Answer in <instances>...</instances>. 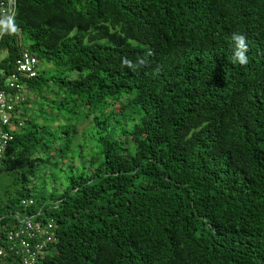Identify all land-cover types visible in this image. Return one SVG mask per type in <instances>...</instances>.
Masks as SVG:
<instances>
[{
  "label": "trees",
  "instance_id": "16d2710c",
  "mask_svg": "<svg viewBox=\"0 0 264 264\" xmlns=\"http://www.w3.org/2000/svg\"><path fill=\"white\" fill-rule=\"evenodd\" d=\"M13 24L9 70L39 69L0 217L54 219L40 264H264V0H16Z\"/></svg>",
  "mask_w": 264,
  "mask_h": 264
},
{
  "label": "built area",
  "instance_id": "2783aa9c",
  "mask_svg": "<svg viewBox=\"0 0 264 264\" xmlns=\"http://www.w3.org/2000/svg\"><path fill=\"white\" fill-rule=\"evenodd\" d=\"M15 13L16 0H0V169L14 136L24 126L21 114L29 96L26 81L35 78L39 69L37 58L22 50L9 70L7 51L2 48L9 32L4 25L9 18L14 21ZM34 204L32 199L22 200L20 206L25 211L0 217V264H40L49 245L57 240L53 218L26 211Z\"/></svg>",
  "mask_w": 264,
  "mask_h": 264
},
{
  "label": "rangeland",
  "instance_id": "374dc122",
  "mask_svg": "<svg viewBox=\"0 0 264 264\" xmlns=\"http://www.w3.org/2000/svg\"><path fill=\"white\" fill-rule=\"evenodd\" d=\"M1 59L2 58L0 57V62H1ZM2 64H4V62H2ZM74 76H75V74L72 75V77H74ZM51 98L54 99V95L51 94ZM30 99H31V103L29 104L28 108H27V105H26V107H25L26 111H27L28 114H30L32 116V119L36 120L37 124H41V123H43V116L40 113V106L38 105L39 101H41V100L38 101L36 94H31V93H30ZM37 111H38V113H37ZM45 111L48 113V115L51 114L50 110H48L47 108H45ZM50 120H52V123H51L52 128H57L58 127V123H60V124L63 123V121L59 120V119L57 121H55V119L51 118V116H50ZM90 123H91V117H90V119H88V120L84 121L83 123H80V124L77 125V127H76V136H75V143L76 144L84 143L85 131H86L87 127L90 125ZM66 164H65V161H64V165H62V168ZM43 172L44 171H41V175L43 174ZM41 178H43L41 181H38V182L36 181V183H31L29 186L30 187H35V186H37L39 184H44L45 188L47 190H50V188L52 187V182L49 179H47V178H45L43 176ZM6 179L3 178V177H0V193L2 191H4V188L6 186H8L9 183H10V180H9L10 178H6ZM14 191H15V189H12V188L8 187L7 190L5 191V194L10 192L9 194L11 196L14 193ZM1 194H3V193H1Z\"/></svg>",
  "mask_w": 264,
  "mask_h": 264
},
{
  "label": "clouds",
  "instance_id": "9594fccd",
  "mask_svg": "<svg viewBox=\"0 0 264 264\" xmlns=\"http://www.w3.org/2000/svg\"><path fill=\"white\" fill-rule=\"evenodd\" d=\"M0 24H3V22H0ZM9 31H16V28L12 22V20L9 18L4 25ZM232 40L235 44V50L232 56V62L233 64L239 63L240 65L247 64V56L246 52L248 51L247 48V40L245 35L240 33H233ZM124 63H128V61H124Z\"/></svg>",
  "mask_w": 264,
  "mask_h": 264
}]
</instances>
